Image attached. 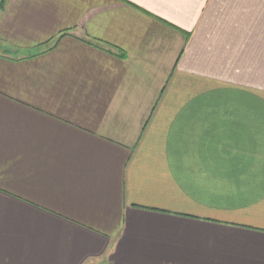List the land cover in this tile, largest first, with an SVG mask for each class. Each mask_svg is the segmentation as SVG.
I'll return each instance as SVG.
<instances>
[{"label": "crops", "instance_id": "0c3cea01", "mask_svg": "<svg viewBox=\"0 0 264 264\" xmlns=\"http://www.w3.org/2000/svg\"><path fill=\"white\" fill-rule=\"evenodd\" d=\"M0 264H264V0H0Z\"/></svg>", "mask_w": 264, "mask_h": 264}, {"label": "trees", "instance_id": "16d2710c", "mask_svg": "<svg viewBox=\"0 0 264 264\" xmlns=\"http://www.w3.org/2000/svg\"><path fill=\"white\" fill-rule=\"evenodd\" d=\"M2 8H3V5L0 6V9H2Z\"/></svg>", "mask_w": 264, "mask_h": 264}]
</instances>
